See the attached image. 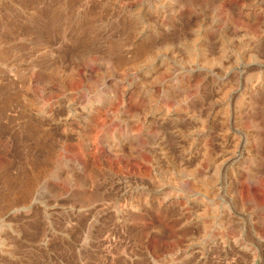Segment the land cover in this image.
<instances>
[{"label":"rangeland","instance_id":"rangeland-1","mask_svg":"<svg viewBox=\"0 0 264 264\" xmlns=\"http://www.w3.org/2000/svg\"><path fill=\"white\" fill-rule=\"evenodd\" d=\"M0 264H264V0H0Z\"/></svg>","mask_w":264,"mask_h":264}]
</instances>
